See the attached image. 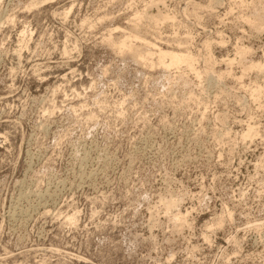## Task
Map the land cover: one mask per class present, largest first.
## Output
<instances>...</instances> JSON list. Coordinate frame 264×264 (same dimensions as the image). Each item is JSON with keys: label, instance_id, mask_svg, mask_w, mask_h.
Instances as JSON below:
<instances>
[{"label": "rangeland", "instance_id": "obj_1", "mask_svg": "<svg viewBox=\"0 0 264 264\" xmlns=\"http://www.w3.org/2000/svg\"><path fill=\"white\" fill-rule=\"evenodd\" d=\"M0 264H264V0H0Z\"/></svg>", "mask_w": 264, "mask_h": 264}, {"label": "bare ground", "instance_id": "obj_2", "mask_svg": "<svg viewBox=\"0 0 264 264\" xmlns=\"http://www.w3.org/2000/svg\"><path fill=\"white\" fill-rule=\"evenodd\" d=\"M242 4H243V2H242ZM136 15V14H135ZM136 18V17H135ZM137 18L139 19L140 18V15H137ZM149 19V18H148ZM163 19V18H162ZM151 20V19H150ZM152 22H154L155 24H156V22H158V20H155V19H153L152 18V20H151ZM260 22V21H259ZM157 25V24H156ZM131 34V33H130ZM133 35V34H132ZM137 37V36H136ZM127 38V37H126ZM123 39H124V37H123ZM127 39H129V38H127ZM127 39H126V41L124 40V41H122L121 42V44L120 43H117V44H119L120 46H118V50L117 51H119L120 49V51H122L123 50V48H124V50L126 49V51H128L129 53H131L132 55H134L135 56V52H137V56H140L141 57V59L143 60L141 63H143V65H146L147 63H146V60L149 58L148 57V54H146V52L145 51H143L142 49H139V47L137 46V45H133L131 42V44L130 43H128L127 42ZM137 39V38H136ZM129 41V40H128ZM139 41V40H138ZM145 41V40H144ZM141 42V41H140ZM114 44V43H113ZM150 44H151V42H150ZM147 45V44H146ZM116 45H114V47H115ZM143 46V45H142ZM141 46V47H142ZM152 46V45H151ZM153 47H154V45H153ZM116 48V47H115ZM144 49L145 50H149L148 48H145L144 47ZM153 49V48H152ZM115 50V49H114ZM126 51H125V53H126ZM156 51V53H158L157 55H158V60L160 61V63H162V64H164L165 65V59L167 58V57H169V59H170V62H169V65H168V67L169 66H180V65H186L187 66V68H189V69H192V70H194V65H193V62H194V59L189 55V54H186V55H181V54H178V53H173V52H171V53H167V52H164V51H162L161 50V48H158L157 50H155ZM120 53H122V52H120Z\"/></svg>", "mask_w": 264, "mask_h": 264}]
</instances>
